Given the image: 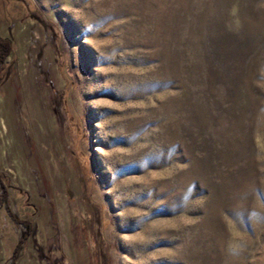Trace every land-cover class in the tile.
<instances>
[{"label":"rangeland","instance_id":"rangeland-1","mask_svg":"<svg viewBox=\"0 0 264 264\" xmlns=\"http://www.w3.org/2000/svg\"><path fill=\"white\" fill-rule=\"evenodd\" d=\"M0 179V264H264V0H0Z\"/></svg>","mask_w":264,"mask_h":264},{"label":"trees","instance_id":"trees-1","mask_svg":"<svg viewBox=\"0 0 264 264\" xmlns=\"http://www.w3.org/2000/svg\"><path fill=\"white\" fill-rule=\"evenodd\" d=\"M0 181H1V179H0ZM4 202L6 203V199L5 198H4ZM22 240H23V238L19 239L18 243L16 244V246L14 248V252H13V258H15L17 256ZM13 261L14 260H12V264H14Z\"/></svg>","mask_w":264,"mask_h":264}]
</instances>
